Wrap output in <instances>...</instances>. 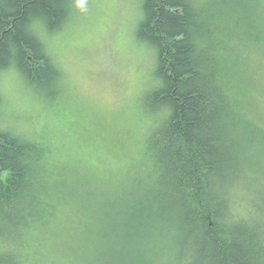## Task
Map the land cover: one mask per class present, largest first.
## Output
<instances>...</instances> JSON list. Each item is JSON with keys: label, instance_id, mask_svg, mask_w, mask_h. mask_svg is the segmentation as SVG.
Masks as SVG:
<instances>
[{"label": "trees", "instance_id": "16d2710c", "mask_svg": "<svg viewBox=\"0 0 264 264\" xmlns=\"http://www.w3.org/2000/svg\"><path fill=\"white\" fill-rule=\"evenodd\" d=\"M75 1L0 0V72L19 75L42 100L44 116L65 81L45 37L63 30ZM259 2L204 0L194 19L187 0H141L136 38L155 52L154 84L141 98L151 122L141 151L122 165L107 171L86 166L105 180L120 176L118 198L103 203L104 213L117 222L118 249H99L96 264H155L153 255L165 242L191 246L192 264H264V225L223 228L216 222L225 185L243 174L257 182L258 172L244 168L264 159V128L248 124L242 114L247 97L264 90V73L251 69L241 52L247 42L264 43V14L250 8ZM193 29L206 42L199 53L192 46ZM3 102L0 93V124L20 130ZM164 105L171 115L162 121L158 112ZM44 134L21 131L22 139L0 132V236L9 246L16 244L13 234L24 238L25 248L52 237L44 229L56 217L51 162L69 160ZM144 163L147 178L139 177ZM134 164L138 168L126 181ZM256 195L264 206V184ZM103 214H97L92 245L104 233ZM2 259L8 264V257Z\"/></svg>", "mask_w": 264, "mask_h": 264}, {"label": "rangeland", "instance_id": "374dc122", "mask_svg": "<svg viewBox=\"0 0 264 264\" xmlns=\"http://www.w3.org/2000/svg\"><path fill=\"white\" fill-rule=\"evenodd\" d=\"M140 3L76 0L63 30L51 40L45 37L65 77L59 97L46 107L52 111L50 115L44 116L42 100L19 75L11 69L0 72L3 108L10 122L29 133L46 132L44 136L49 137L56 153L69 160L66 164L51 162L50 197L56 217L44 229L52 236L50 241L71 233L74 264H96L98 250L113 248L119 236L117 222L110 212L104 213L103 203L118 198L114 189L120 176L105 180L87 167L107 171L122 165L125 158L141 151L151 122L141 98L154 84L155 52L136 38ZM113 145L116 150L112 152ZM83 155L90 160H83ZM252 167L259 174L255 182L258 189L259 182L264 181V159L244 170L250 174ZM137 168V164L130 166L126 181ZM105 182L113 188L104 189ZM132 199L129 194L127 204L123 203L128 206ZM98 212L104 213V233L92 245ZM70 221V229H62Z\"/></svg>", "mask_w": 264, "mask_h": 264}, {"label": "clouds", "instance_id": "9594fccd", "mask_svg": "<svg viewBox=\"0 0 264 264\" xmlns=\"http://www.w3.org/2000/svg\"><path fill=\"white\" fill-rule=\"evenodd\" d=\"M187 5L198 18L204 5V0H187ZM257 15L264 14V0L259 4L250 5ZM192 46L195 52L199 53L206 47L205 40L193 29ZM246 57L251 69L259 67L264 73V43L247 42L241 50ZM159 83V82H157ZM243 119L255 128H264V90L250 94L246 99L243 108ZM171 115L169 106H161L158 112L159 118L167 120ZM21 130L11 131L7 125L0 124V132L10 133L13 137H21ZM22 139L25 137H21ZM140 159L139 157L137 158ZM149 169L147 163L143 164L142 173L139 177L147 178ZM264 184V181H260ZM257 185L248 174L225 185L219 199L223 202V210L216 217V222L223 228H231L236 225H264V206L257 203ZM2 227V226H0ZM71 221L67 225L68 230ZM71 233L61 234L52 241L42 242L34 239L25 248L22 236L13 234L16 241L14 246L3 242L4 237L0 236V264H3L4 257H8V264H74V248L70 240ZM194 249L189 245L178 247L168 246L165 242L153 255L155 264H192Z\"/></svg>", "mask_w": 264, "mask_h": 264}]
</instances>
